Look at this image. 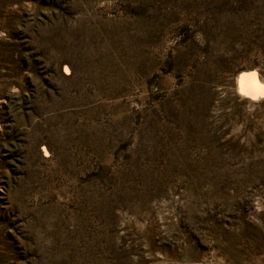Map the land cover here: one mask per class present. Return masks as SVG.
<instances>
[{"label": "rangeland", "instance_id": "1", "mask_svg": "<svg viewBox=\"0 0 264 264\" xmlns=\"http://www.w3.org/2000/svg\"><path fill=\"white\" fill-rule=\"evenodd\" d=\"M247 69L264 0H0V264H264Z\"/></svg>", "mask_w": 264, "mask_h": 264}, {"label": "bare ground", "instance_id": "2", "mask_svg": "<svg viewBox=\"0 0 264 264\" xmlns=\"http://www.w3.org/2000/svg\"><path fill=\"white\" fill-rule=\"evenodd\" d=\"M236 89L240 96L259 101L264 97L263 78L256 70L247 69L242 71L237 75Z\"/></svg>", "mask_w": 264, "mask_h": 264}]
</instances>
